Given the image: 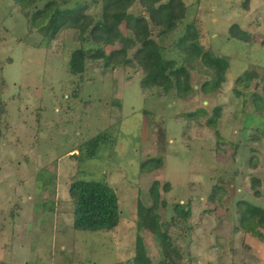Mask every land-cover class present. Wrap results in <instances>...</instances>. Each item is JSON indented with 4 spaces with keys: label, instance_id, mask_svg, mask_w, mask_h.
I'll list each match as a JSON object with an SVG mask.
<instances>
[{
    "label": "rangeland",
    "instance_id": "1",
    "mask_svg": "<svg viewBox=\"0 0 264 264\" xmlns=\"http://www.w3.org/2000/svg\"><path fill=\"white\" fill-rule=\"evenodd\" d=\"M184 2L175 31L152 32L163 56L179 59L176 42L193 24L204 50L228 67L220 86L204 92L210 76L195 59L187 66L194 87L180 97L142 88V70L109 56L72 75L76 30L48 40L14 0H0V264H133L142 248L159 264V240L137 215L139 200L151 205L155 180L167 203L155 211L180 254L169 264H264V228L263 239L246 233L236 207L243 198L264 208V0ZM234 24L249 41L229 37ZM123 46L115 38L106 53ZM245 72L253 75L237 83ZM92 138L99 141L90 156ZM156 157L161 168L143 166ZM76 177L114 189L121 219L113 230H74L68 188ZM176 203L189 207L186 217L173 212Z\"/></svg>",
    "mask_w": 264,
    "mask_h": 264
},
{
    "label": "trees",
    "instance_id": "2",
    "mask_svg": "<svg viewBox=\"0 0 264 264\" xmlns=\"http://www.w3.org/2000/svg\"><path fill=\"white\" fill-rule=\"evenodd\" d=\"M14 2L19 6L22 15L29 20L31 27L40 24L39 29L48 40L54 39L63 30H76L79 46L70 51L67 60V71L72 75L82 73L87 61H101L109 56L112 64L138 67L142 70L144 73L140 81L142 88H159L165 94L175 89L178 96L185 97L194 87L190 83L188 67L192 68V62L199 58L207 68L204 72L210 76L209 80L202 83V91L208 92L219 87L224 79L228 67L227 60L204 50L197 39L193 24L187 25V30L176 42L179 50L178 60L165 58L158 42L152 36L153 31L157 32V36L165 37L176 30L187 11L184 0H92L95 6L100 4L99 11L95 13L88 11L90 7L88 0L75 1L70 7H64L69 0H14ZM135 6L141 9L140 13L132 12ZM121 14L124 18L125 36L120 33L117 21ZM229 32L230 38L249 41V34L236 24L230 26ZM115 38H119L124 46L107 54L106 46L112 45ZM261 43L264 45V38ZM135 46L137 48L131 59L127 57V50ZM251 75L253 73L245 72L238 78L237 83L248 80ZM3 110V106L0 105V115ZM212 121L208 120L209 123ZM98 141L97 138L89 141L90 156H93ZM146 164L153 168H161L163 161L162 158L156 157L146 160L143 166ZM257 182L255 179L254 183ZM158 185V181L155 180L148 189L152 199L150 206H144L140 200L137 203L138 226L149 230L158 238L162 258L159 264H169L180 254L172 246L166 230L162 229L163 223L155 211L159 205L167 206L166 201L160 199ZM163 186L165 190L169 187L168 183ZM68 193L72 203L74 230L109 231L118 225L121 219L118 198L107 182L76 177L69 185ZM253 193L259 195L258 190H254ZM214 195L215 192L211 193L209 199H214ZM236 207L239 214L238 227L263 239L259 229L264 228V208L243 198L237 200ZM172 209L183 217L190 212L189 207L182 203L174 204ZM133 260V264H151L143 248L136 252Z\"/></svg>",
    "mask_w": 264,
    "mask_h": 264
}]
</instances>
